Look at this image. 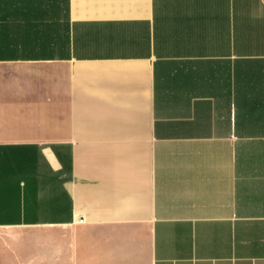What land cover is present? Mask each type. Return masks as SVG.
I'll return each mask as SVG.
<instances>
[{
	"label": "crops",
	"instance_id": "obj_1",
	"mask_svg": "<svg viewBox=\"0 0 264 264\" xmlns=\"http://www.w3.org/2000/svg\"><path fill=\"white\" fill-rule=\"evenodd\" d=\"M0 264H264V0H0Z\"/></svg>",
	"mask_w": 264,
	"mask_h": 264
}]
</instances>
